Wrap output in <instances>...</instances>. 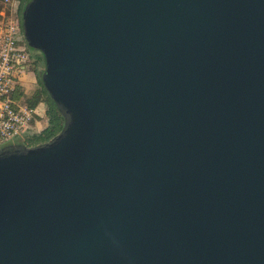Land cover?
Returning <instances> with one entry per match:
<instances>
[{
	"label": "water",
	"instance_id": "water-1",
	"mask_svg": "<svg viewBox=\"0 0 264 264\" xmlns=\"http://www.w3.org/2000/svg\"><path fill=\"white\" fill-rule=\"evenodd\" d=\"M63 119L0 147V264H264V0H30Z\"/></svg>",
	"mask_w": 264,
	"mask_h": 264
},
{
	"label": "built area",
	"instance_id": "built-area-1",
	"mask_svg": "<svg viewBox=\"0 0 264 264\" xmlns=\"http://www.w3.org/2000/svg\"><path fill=\"white\" fill-rule=\"evenodd\" d=\"M3 5L0 12V147L23 139L38 110L14 99L17 82L26 74L31 58L21 45L18 1L5 0Z\"/></svg>",
	"mask_w": 264,
	"mask_h": 264
},
{
	"label": "trees",
	"instance_id": "trees-1",
	"mask_svg": "<svg viewBox=\"0 0 264 264\" xmlns=\"http://www.w3.org/2000/svg\"><path fill=\"white\" fill-rule=\"evenodd\" d=\"M5 0H0V12L4 9L3 2ZM18 1V19H20L22 11L25 5L30 0H17ZM30 55V54H29ZM31 66L33 73L37 78L38 85L36 86L35 91L28 95L24 92V87L22 86V81L18 80L16 85V90L14 94V99L24 100L22 101L28 107L33 109H37L41 104L46 106L45 116L47 118L48 124L46 128H44L41 132L38 133H31L30 131L24 135V141L27 146H36L39 144L46 143L50 141L52 138L57 136L62 128H63V119L58 112L57 106L54 101L49 97L46 89L43 87L41 83V74L43 71V60L39 56H31ZM36 120V117H35Z\"/></svg>",
	"mask_w": 264,
	"mask_h": 264
},
{
	"label": "rangeland",
	"instance_id": "rangeland-1",
	"mask_svg": "<svg viewBox=\"0 0 264 264\" xmlns=\"http://www.w3.org/2000/svg\"><path fill=\"white\" fill-rule=\"evenodd\" d=\"M21 45L26 48L24 40H22ZM26 50H27V48H26ZM28 53H29V51H28ZM31 61H32V59H31ZM27 72H28V76H27V79L25 80L24 84L26 86V93L30 94V93H33L35 91L34 89L36 88L38 83H37V78H36L35 74L31 71H27ZM27 72H26V74H27ZM22 101H24V100H19V102L21 104L25 105ZM37 109H38L37 114H36L37 123H39L43 127L47 126V124H48L47 118L44 115V113H42L43 110L46 112V106L41 104ZM35 128L37 129V127H35ZM23 140H24V138H23Z\"/></svg>",
	"mask_w": 264,
	"mask_h": 264
},
{
	"label": "crops",
	"instance_id": "crops-1",
	"mask_svg": "<svg viewBox=\"0 0 264 264\" xmlns=\"http://www.w3.org/2000/svg\"><path fill=\"white\" fill-rule=\"evenodd\" d=\"M27 71H31V72H33V70H32V66L30 65L29 67H28V69H27ZM27 76H28V72H27V74H25L23 77H22V79H21V83H22V86L24 87V92L26 93V86H25V84H24V82H25V80L27 79ZM36 89V88H35ZM34 89V90H35ZM27 94V93H26ZM32 93H30V94H28V95H31ZM42 110V109H41ZM42 113H44V115H45V111L43 110L42 111ZM39 126V127H38ZM35 127H37V129L35 128ZM44 128H46V126H42V125H40L39 123H37V119L34 121V123L32 124V126H31V129H30V132L31 133H38V132H41Z\"/></svg>",
	"mask_w": 264,
	"mask_h": 264
}]
</instances>
